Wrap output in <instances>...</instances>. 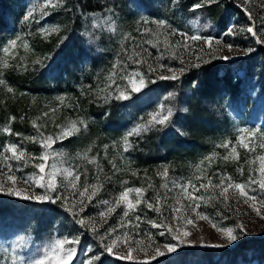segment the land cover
Wrapping results in <instances>:
<instances>
[{"label": "rangeland", "instance_id": "374dc122", "mask_svg": "<svg viewBox=\"0 0 264 264\" xmlns=\"http://www.w3.org/2000/svg\"><path fill=\"white\" fill-rule=\"evenodd\" d=\"M63 1L60 0V5ZM183 1L185 0H89L87 7L80 4L78 15H80L83 22L82 31L80 32V40L84 45L83 54H100L101 52L105 54L99 56L98 62L94 66L78 65L76 68L78 78L75 79L74 84L70 87L56 89L52 92L26 93V105L21 106L18 111H13L8 106V102L16 101L22 93L17 89V86L9 83L6 78V72L10 69H15L19 72L28 65H33V61L38 58L46 62V53L31 50L30 37L37 36L42 39L54 35L56 32L44 35L38 30L41 27L60 29L59 20L52 19L50 15L41 18L37 8L35 20L21 23L23 14L29 8L40 5L43 0H15V3H17L15 9L18 11L16 17L12 18L10 16L11 20L6 21L8 24L1 26L0 43L19 36L20 41L18 43L20 46L15 50V56L12 58L6 57L4 53L0 52V79L5 81V85H0V146L8 142H15L22 145L29 154L38 157L44 150L39 144L40 134L32 126L33 121L39 124L40 131L44 133V136L57 137L61 131L58 125L68 127L72 121L83 120L87 124L86 128L80 125L79 132L56 140L50 150L52 155L49 160V164L55 162L60 169H75L81 176L80 181L77 182V188L80 191H83L88 184L97 183L96 177L98 175L101 178L112 177V181L110 183L105 182L104 189L98 193L91 204L88 203L86 197L84 198L86 207L81 215L94 217L99 224L100 218L97 213L104 207L99 203V200L108 199L111 201L112 197L118 195L126 186L143 188L144 199L151 201L153 205H156L157 200L160 201L162 215L149 210L145 203L139 206V214L149 219L157 220L162 226L153 228L147 223L140 222V228L137 230L134 227L137 222L132 216L133 224L128 225L127 230L131 233L138 232V234L129 236L127 243H121L116 247L115 251L118 255L109 256L105 254L103 264H111L110 259L145 264L152 263L163 257H172L170 259L171 264H203L202 259L197 255L186 257L175 256V253L193 248H217L183 246L175 253H167L163 249V244L168 241L175 243V241H172V234L167 231L168 226H171L174 230L179 227L181 232H190L191 235L187 239L195 241L196 245H200L201 240L204 244H228L222 233L217 232L216 228L212 226L213 223L220 227H232L237 224H243L248 230V235L238 239L231 246L218 247L219 249L232 248L242 241L264 239V219L258 217L242 201L237 202L230 198L226 206L222 198L220 200L212 199L211 201L207 199L209 196H218L219 190L213 193L211 188L208 190L201 189L198 194L204 195L206 199L198 201L201 206L197 213H193L191 207H187L191 202L182 198L183 193L179 187H174V183H187L189 180L198 184L199 181L194 179L196 176H211L213 182L218 183L220 173L230 175L236 182H247L249 170H258L261 165V161L257 157L264 156V148L260 147L261 143H264V135H262V131H264V83L260 84L258 75L260 70L264 68L263 57L258 58V64L252 66L246 60L252 59L258 47L262 46L264 48V45L257 44L255 38L246 32H240L239 29L241 27L246 29L249 26L248 17L244 11V8H247L254 16L256 30L259 31L261 17H264V0H247V2L245 0H228L241 11V14L237 12L235 16L237 18L234 19V17L229 25L236 26L237 35L235 36L226 35V30L220 34H215L209 28V20L206 17H202L203 13L197 9L193 10V5L202 4L207 0H194L193 5L185 15L180 12L181 8L179 7V4L181 6ZM59 7H49L46 10L51 13ZM108 8H113L114 10L117 24L116 32L109 31L107 25L102 23V18L110 15L107 11ZM142 16L165 19L170 28L177 30L176 35L169 37L172 48L164 53L160 63L178 69L186 66L189 62H195L198 56L203 57L205 60L215 59L212 50L217 48L215 40L219 39L222 42L220 45L223 49L222 54L233 57V59L228 60L232 62L233 83L242 80L239 85V94L233 96L232 92L226 89L219 95V117L214 125L211 126L214 130H208L202 134L200 138L204 142L203 146L194 149L191 155L178 157L162 155L153 160L143 158L145 155L139 154L137 150L139 143L146 139L148 132L139 136H132L130 138L131 148L127 152L124 151L123 137L135 124L147 121L149 113L159 111L161 105H163L165 111L168 107H172L173 110L175 107H178L181 111L185 110L183 103H175V97L179 93L178 87L180 88L178 80L149 82L146 89L140 93L133 94L129 100H110L105 103L103 99H97L98 95H103L99 91L100 88L110 83L105 77L112 70V65L118 59H121L123 34L129 33L136 38V42H139L141 40L140 30L143 27L155 29L156 26L154 24L141 25L139 21ZM36 20H39V23H36ZM94 23H97L99 27L94 28ZM27 24L30 25L29 30L24 27ZM180 33H184L187 36L213 37L212 50L203 41L185 40ZM177 41L180 43L177 44ZM125 43L129 51H131L133 41L128 40ZM24 44L28 45L27 49ZM226 44L233 45L234 50L229 52L226 47H223ZM247 48H253L254 51L244 55L242 50ZM149 50L153 54V58L149 60V63L156 66L155 57L159 55V52L152 48ZM173 53H175V57ZM76 54V50L66 52L65 48V52L59 50L58 57L67 55L66 57L69 60H74L77 58ZM259 55H262V52ZM177 57H183L185 65H181L180 59ZM6 59H10L12 66L9 68L2 67ZM144 70L147 71V65H145ZM158 74H161L159 69L156 73H149L153 79H156ZM162 74L168 73L164 71ZM8 87H11L13 91L8 92ZM169 93L173 95L169 96ZM58 97H63L64 99L61 101ZM134 97H137L136 101L132 100ZM112 101L118 102L117 108L121 115L118 132L112 136H103L98 129L97 118L87 116L84 107L91 102L99 106H109ZM44 113H48V115L44 116ZM12 117H15V119L12 120ZM141 117H143V120H141ZM5 127H9L13 133H20L21 135L17 137L14 134L8 135L4 133L3 128ZM238 127L256 130L255 137L245 138V143L251 144V151L240 147L236 142V129ZM182 130L184 134L187 132L186 129ZM25 137H36V142L31 139H25ZM227 140H231L233 145L237 147L239 159L230 158L227 161L224 160V156H231V148H218L217 145ZM105 145L108 147L105 148ZM57 153H62L63 155L57 156ZM85 153H87L88 157L95 158L96 163L89 164L84 159ZM209 156L212 157L210 161L205 159V157ZM13 163L15 167H20L21 169L18 173H14L19 177H30L36 171L32 167L30 158L27 166L16 162ZM113 164L119 169L118 171L113 169ZM97 165L103 169V172H98ZM197 165L200 166L199 169ZM2 167L3 164H0V168ZM165 168L168 170L167 178L160 175ZM239 168L244 169L243 175L238 171ZM0 179L6 180V176L0 177ZM58 180L62 185L67 184V180L62 176L58 177ZM125 181L127 182L126 185L123 183ZM204 182L207 183V180H204ZM162 184L165 186L161 187ZM20 186L25 187L22 182ZM36 191L42 190L36 189ZM60 191L64 192L71 202L73 193L77 189L61 187ZM88 194L90 192L86 193V196ZM257 194H259L258 188ZM131 195L135 197L134 193ZM177 199L181 200L179 205L176 204ZM75 202L79 205L80 198L78 196ZM60 203L62 202H58L55 205H35L36 203L0 195V264H12L13 249H15V254L21 260L34 259L39 257L45 246L56 238L80 234L79 226L73 224L69 213L60 207ZM51 206L60 207L58 214L55 216H53L54 213L51 211ZM173 207L181 208L180 213L177 214L181 217L179 224L172 218ZM77 211H79V208H77ZM262 212H264V209H262ZM117 213L113 214L109 218L108 224L100 229L101 233L109 226H117L121 222L122 210L118 208ZM198 213L206 214L210 217V220L199 219ZM59 217L64 218L63 222H60ZM184 217L192 218L193 223L191 225L187 224ZM161 231L166 234L160 236L159 233ZM20 237H24L22 243L20 242ZM134 240H138L139 243H134ZM17 244H20V246L17 247ZM89 246L94 252L99 250L98 240L94 239L90 232H87L83 235L80 248L85 249ZM129 247H131V259L126 258L129 255ZM157 249L165 252V254L157 256ZM258 254L259 252L253 253L247 249L246 258L238 256L232 260L229 257L214 256L212 263L264 264V254L262 256ZM79 255L81 259L84 258L83 251H80ZM119 257L125 258L121 259ZM152 257L156 258L152 259ZM16 264H20V260ZM161 264H164V262L162 261Z\"/></svg>", "mask_w": 264, "mask_h": 264}, {"label": "snow or ice", "instance_id": "6c2138e0", "mask_svg": "<svg viewBox=\"0 0 264 264\" xmlns=\"http://www.w3.org/2000/svg\"><path fill=\"white\" fill-rule=\"evenodd\" d=\"M209 3H212L213 0H208ZM247 2V0H245ZM60 6V0H43V2L38 6H33L29 8L22 17L21 23H27L30 20H35V13L37 8L39 9L41 18L49 16L51 13L46 9L56 8ZM202 4L193 5V10L201 8ZM243 7V6H241ZM110 15L108 17L102 18V23L106 24L108 30L111 32L117 31V24L114 17L113 8L107 9ZM245 14L248 17L249 26L247 28L241 27L240 32H246L255 38L257 44L264 45V17H261L260 29L256 30L255 18L247 8H244ZM39 23V20L35 21ZM139 23L141 25H155V29L151 27H143L141 31V40L136 42V38L132 37L129 33L123 34V41L121 42L122 53L121 59H118L113 65L112 70L105 77L106 80L110 81L109 84L105 87L100 88V93L102 96H97V99H103L105 103H108L110 100L124 101L132 98L133 94L140 93L148 87L149 82L155 83L156 80H178L180 79L186 71L189 69H200L204 64H209L212 62L211 59H203V57H197L195 62H189L186 66L180 68H173L171 66L160 63L161 59L164 57V53L172 48L169 37L177 34L176 29L170 28L167 20L149 18L147 16H142ZM93 27H99L97 23L93 24ZM41 34L50 35L52 32L59 31L58 28H44L41 27L38 30ZM226 35H237V29L235 25L228 26L226 29ZM180 35L185 40L191 41H203L209 46V49L212 50L213 37L211 36H201V35H190L187 36L184 33ZM147 37V38H146ZM128 40L133 41L132 49L129 51L127 44L125 43ZM20 37L8 39L6 42L0 43V52L4 53L6 57L12 58L15 56V50L20 46L19 42ZM180 42L177 41V44ZM215 43L217 48L212 50L213 56L215 59H220L228 61L233 59V57L228 55H223V49L220 47L221 40L216 39ZM24 47L27 49L28 45L24 44ZM223 47H226L229 52L234 50V46L231 44H226ZM150 48L156 49L159 52V55L155 57L156 66L152 63H149V60L153 58ZM244 55H248L254 51L253 48H247L242 50ZM175 57V53H173ZM180 59L181 65H185L183 57H177ZM50 59V58H49ZM34 65H39L41 69L50 67V64L46 65L41 59H36L33 61ZM145 65H147V71L144 70ZM10 59H6L2 65L3 68L11 67ZM161 70V74L156 76V79H153L149 73H156L157 70ZM25 70L27 68L25 67ZM35 70V69H34ZM166 71L168 74H162ZM126 82V83H124ZM0 85H5L4 79H0ZM195 86V85H194ZM130 88V91H129ZM8 92H12L11 87L7 88ZM172 93H169V96H172ZM61 101L63 97H58ZM55 111V110H53ZM48 113H44V116H47ZM174 115V110L172 107H168L165 111L163 105L159 111H154L148 114L149 118L143 123L135 124L123 137L124 142V151L127 152L131 148L130 138L132 136H139L143 133L159 130L166 128L171 125L172 118ZM12 120L15 117L11 118ZM143 120V117H141ZM80 125H83L85 128L87 124L85 121H72L68 127H58L61 128V131L57 137L44 136V133L40 131L39 124L36 121H33V128L37 130L40 134L41 139L39 140L40 147L44 150L37 157L33 154H29L22 145L15 142H8L0 146V164H3V167L0 168V177H5V179H0V195H7L8 197H15L19 200L32 203L40 204H52L55 205L58 202L60 207L67 213H69L71 220L74 225H78L81 230L79 235H70L62 238H56L42 251V254L34 259L21 260L15 254V249H13L12 264H16L20 260V264H103V257L105 254L109 256L118 255L115 251L116 247L121 243H127L129 236L137 235V233H131L127 230L128 225L133 224L132 216H134L135 223L134 227L139 230L140 222L147 223L153 228L161 227L162 225L153 219H149L146 216H141L139 214V206L142 203H145L149 210L155 211L158 214L162 215L160 201L157 200L156 205H153L151 201H146L143 197L144 189L141 187H124L122 191L112 197L111 201L108 199L99 200V203L103 205V209L97 213L100 218V223L98 224L94 217H85L81 215L85 211L86 205H84V198L86 197L89 204L92 203L93 199L97 197L98 193L104 189L105 182L110 183L112 181L111 176L101 178L99 175L96 177L97 183L88 184L84 187L83 191H80L77 188V182L80 181L81 176L75 169H60L55 162L49 164L50 156L52 155L50 150L52 149L53 144L57 139L66 138L73 135L76 132L80 131ZM3 132L8 135H16L19 137L20 133H13L11 128H3ZM237 136L235 137L236 142L240 147H243L248 150H252L250 143H245V138H253L256 135L255 129L238 127L236 129ZM264 135V131H262ZM25 139H31L33 142H36V137H25ZM108 146L105 145V148ZM218 148H231V156H224V160H229L230 158L239 159V154L237 147L233 145L231 140L224 141L217 145ZM260 147L264 148V143H261ZM57 156H62V153H57ZM215 155V153H213ZM29 158L32 160V167L36 169L30 177H19L14 173H18L21 169L20 167H15L13 162L27 166ZM84 159L87 160L89 164L96 163L95 158H90L87 156V153L84 155ZM206 160H211L212 157H205ZM261 161V165L258 170H249V177L247 182H236L230 175L225 173L219 174V182L214 183L211 176L200 177L196 176L194 179L199 181L198 184L193 183L189 180L187 183L181 182L179 184L174 183V187H179L183 193V199L189 200L191 203L187 207H191L193 213H197V210L200 208V203L198 201H204L206 197L200 195L201 189L208 190L211 188L213 193L216 190H219L218 196H209L207 199L211 201L212 199L220 200L227 206L228 202L231 199L236 200L237 202L242 201L244 204L248 205L255 214L264 219V156L257 157ZM39 161V162H36ZM113 169L119 170L116 168V165H112ZM199 165L197 168L199 169ZM98 172H103V169L97 165ZM238 171L243 175L244 169L239 168ZM135 175V173H133ZM160 175L167 178L168 170L165 168ZM64 177L67 180L66 185H62L58 177ZM207 180V183L204 182ZM22 182L25 187H21L20 183ZM125 185L127 182H123ZM165 185H161L164 187ZM257 186V187H253ZM61 187L77 189L73 193L72 200L64 192H61ZM257 188L259 194H257ZM40 189L42 191H36ZM191 189V191H189ZM86 196V193H89ZM135 194L133 197L131 194ZM80 198L79 205L75 202L76 197ZM251 202V203H250ZM181 203L180 199H177L176 204ZM259 205V206H257ZM79 208V211H77ZM122 210L121 222L117 226H109L104 229L101 233L100 229L108 224L109 218L113 214H118L117 209ZM181 208L173 207L172 208V218L176 220L177 224L180 223L181 217L177 215L180 213ZM131 214V215H130ZM199 219L201 220H210L206 214L198 213ZM185 222L189 225L193 223V219L190 217H184ZM211 222V221H210ZM216 228L217 232L222 233L223 237L228 241V244H204L201 240L200 245H196L195 241L187 239L191 233L188 231H182L179 227L175 230L168 226V233L172 234V241H168L163 244V249L167 253H175L183 246L195 247H228L234 244L238 239H241L243 236L248 235V230L244 227L243 224H237L232 227H220L215 223L212 224ZM87 232H90L94 239L98 240L99 250L93 251L91 246L81 249L80 244L83 239V235ZM166 233L161 231L160 236H164ZM24 241V237H20V242ZM134 243H139L138 240H134ZM20 244H17L19 247ZM80 251L84 252V258H80ZM157 256H162L165 252L156 250ZM121 259L125 257H119ZM131 259V247H129V255L126 257ZM156 257H152L155 259Z\"/></svg>", "mask_w": 264, "mask_h": 264}, {"label": "trees", "instance_id": "16d2710c", "mask_svg": "<svg viewBox=\"0 0 264 264\" xmlns=\"http://www.w3.org/2000/svg\"><path fill=\"white\" fill-rule=\"evenodd\" d=\"M193 2L194 0H185L181 3V6L179 4L180 12L185 15ZM88 3L89 0L84 2L82 0H64L60 7L50 14L52 19L59 20V31L47 38L30 37L31 50L46 53V62L43 63L50 64V67L41 69L39 65L33 64L28 65L27 70L24 68L17 72L15 69H10L6 72L9 83L17 86V89L22 93V97L20 96L16 101L8 102V106L13 111H18L21 106L26 105V93L52 92L56 89L70 87L78 78L76 73L78 65L94 66L98 62L99 56L105 54L104 52L100 54H83L84 45L80 40L83 22L80 15H78V8L80 4L87 7ZM16 4L15 0H0V31L1 26L7 25L6 21L11 20L10 16L12 18L16 17L18 12L15 9ZM202 5L197 10L203 13L202 17L209 20V28L215 34H220L226 30L237 12L241 14V11L228 0H213L212 3L207 0ZM24 27L29 30L30 25L27 24ZM65 48L66 52L76 50L77 58L69 60L66 57L67 55L58 57L59 50L65 52ZM260 52H262V55H259ZM260 57H263L262 63L264 64V48L262 46H259L255 56L246 60V62L251 66L258 64L257 60ZM211 60V63L204 64L200 69H189L178 79L180 88L178 87L179 93L175 97V103H183L185 110L181 111L178 107H175L170 126L159 130L154 129L147 133L146 139L139 143L137 150L139 154L145 155L143 158L153 160L162 155H174L175 157L191 155L194 149L203 146L204 142L200 138L202 134L208 130H214L211 126L219 117V95L226 89H229L233 96L240 93L239 85L242 80L233 83L232 62L220 59ZM258 80L260 84L264 83V68L260 70ZM132 100L136 101L137 97ZM117 107L118 102L116 101H112L109 106H99L91 102L84 109L87 116L97 118L98 129L103 136H112L118 132L121 120ZM182 129H186L187 132L184 134ZM35 205L41 204L36 203ZM59 208L58 206H51L53 216L58 214ZM59 218L60 222H63L64 218ZM247 249L253 253L259 252L258 255L262 256L264 254V239L242 241L229 249L193 248L178 251L175 256L194 257L193 255H197L202 259L203 264H219L218 262L212 263L214 256L229 257L232 260L238 256L246 258ZM171 258L163 257L145 264H161L162 261L164 264H171ZM110 260L111 264H135L118 259Z\"/></svg>", "mask_w": 264, "mask_h": 264}]
</instances>
